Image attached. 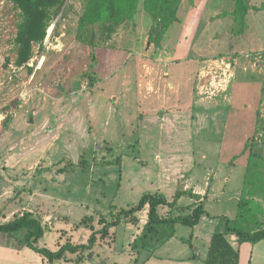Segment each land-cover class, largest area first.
<instances>
[{
    "label": "rangeland",
    "instance_id": "374dc122",
    "mask_svg": "<svg viewBox=\"0 0 264 264\" xmlns=\"http://www.w3.org/2000/svg\"><path fill=\"white\" fill-rule=\"evenodd\" d=\"M85 5L65 0L43 43L17 67L19 10L0 0V217L32 212L57 248L86 242L88 225L99 228L100 216L109 220L144 192L171 199L184 186L209 195L215 185L242 183L254 194L244 228L264 225V9L248 11L237 34L233 0H179L178 19L153 42L144 0L110 36L99 23L80 26ZM235 203L221 210L233 214ZM136 214L137 225L121 223L111 247L98 243L79 264H112L108 249L133 255L147 219L145 209ZM83 216L92 220L76 228Z\"/></svg>",
    "mask_w": 264,
    "mask_h": 264
},
{
    "label": "trees",
    "instance_id": "16d2710c",
    "mask_svg": "<svg viewBox=\"0 0 264 264\" xmlns=\"http://www.w3.org/2000/svg\"><path fill=\"white\" fill-rule=\"evenodd\" d=\"M19 10L20 20L16 26L14 44L16 46L15 65L21 67L27 64L33 54V45L42 44L48 27L59 15L65 0H8ZM139 0H86L84 12L80 18V26L101 25L102 35L110 36L115 29L125 20L133 18ZM179 0H144L146 9L150 12L152 19L149 39L157 41L164 34L169 25L176 21V6ZM234 8L231 12L232 19L236 26V33L242 34L247 28V14L250 9L260 7L251 6L247 0H233ZM31 70V67H30ZM188 195L192 198H199L191 190L177 188L171 199L158 193L144 192L137 203L125 208L121 207L115 213L111 212V218L107 220L100 216L99 228L88 225L92 218L82 217L76 228L88 225L91 232L86 242L74 243L67 239L58 245L56 249L39 245L44 237L45 226L42 219L32 212L23 211L16 213L7 221H0V233L8 234L19 240L24 247L38 253L45 264H59L61 260L68 261V254H75L73 260L79 264L85 252L86 258H92L94 248L99 242L106 243L107 240H114L116 233L111 232L121 223L137 225L140 221L136 214L146 210L147 219L142 225L138 235L130 243L133 249H144L156 246L163 239L174 235L176 224L194 227L200 222L201 217L206 213L203 204L199 203L192 208L188 205L174 214L178 199ZM250 199L241 195L238 203V210L234 220L225 219V230L237 237L238 244L247 242L255 244L264 240V225L245 229L243 225V209L248 205ZM161 208H167L165 214H161ZM186 209H190L185 213ZM168 230L167 232H165ZM239 250L234 248L225 233L215 232L209 243L204 264H239Z\"/></svg>",
    "mask_w": 264,
    "mask_h": 264
},
{
    "label": "crops",
    "instance_id": "0c3cea01",
    "mask_svg": "<svg viewBox=\"0 0 264 264\" xmlns=\"http://www.w3.org/2000/svg\"><path fill=\"white\" fill-rule=\"evenodd\" d=\"M258 1L260 4L253 3V5L251 6L260 7L259 9H253V10L263 11L262 9H264L263 6L264 0H258ZM249 11H251V9ZM260 42L261 44H264V39L262 37L260 38ZM187 187L184 186L183 189L191 190L192 193L197 195L199 198L196 197L192 198L188 195L181 196L177 201L176 210L177 208L180 210L181 208L186 207L188 205L190 206L193 205L192 206L193 208L199 203L203 204L206 213L201 217L200 222L197 225H195L194 227H190L191 229H189V231L187 230L186 234H178L176 232V229L179 224H176L174 227V235L172 237L163 239L156 246H151L149 248H146L147 249L146 251H144L143 249H132L131 251L135 252L133 255L127 249H125V251H123V253L120 254L115 252L113 249L112 250L108 249L107 252L105 251L104 255L108 258L109 263L112 264H168V263L169 264H204L212 235L215 232H222L226 234L231 245L239 250V260H240L239 264H264V240L257 242L255 244H251L247 242L238 244L237 237L234 234L226 231L224 224L226 218L230 220L235 219V216L237 214V209L235 208L234 211L233 208V212H232L233 214H230L228 210H225V212L221 210L222 206L220 205V203L222 204L223 202H226V200L227 201L231 200L233 202L237 201V204L235 203L233 204V206L234 205L238 206L241 195H244L246 198L251 199L254 196V194L249 193V195L247 194L245 195L244 194L245 191L242 183H241V187L235 186L232 187L231 189L228 187L227 184L224 187L215 185L211 189H209V193L211 192V194L209 195L208 193L206 194L203 193V191L201 192L199 190H196L195 188H192V186L188 188ZM227 189L233 191L230 192L227 191ZM236 189L239 191L240 197L233 198L232 194L236 192ZM219 205L221 206V208L218 210L217 206ZM176 210H174V212ZM189 211L190 209H186L185 213H188ZM9 219L10 218H6V217L4 218L3 216L0 217L1 222L7 221ZM201 221H204L205 225L204 227L199 229ZM126 224L130 225L129 223ZM216 224L218 225L216 226ZM67 225L65 224V226ZM111 232L116 233L114 240L111 241L107 240L106 243L99 242L101 243V245L104 244L110 247L111 245H113L117 237L116 228H112ZM46 234L47 232L45 231L44 237L39 241V245L40 246L46 245L51 249H56L55 247H51L46 242L45 240ZM65 237L66 236H64V238ZM52 239H54V237H52ZM71 241L73 242V240ZM170 242H175V243H170ZM61 243H64V241H61ZM168 244H173L172 246L174 248H171V246ZM160 248H167V249H165L163 254H160L158 253ZM119 255H122L123 257L122 262L118 261L121 260V257H119V259L117 260V257ZM37 258L38 255L34 251L24 246H19L16 238L11 237L8 234L0 233V264H32V262H34V264H36V262L37 264H45L41 256L39 259ZM61 261H60L61 264L67 263L66 261L63 260Z\"/></svg>",
    "mask_w": 264,
    "mask_h": 264
}]
</instances>
